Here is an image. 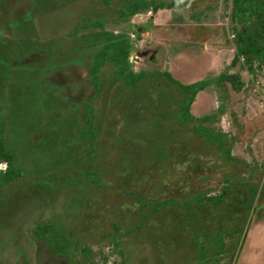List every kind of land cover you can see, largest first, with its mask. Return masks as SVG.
Returning <instances> with one entry per match:
<instances>
[{"label":"rangeland","instance_id":"1","mask_svg":"<svg viewBox=\"0 0 264 264\" xmlns=\"http://www.w3.org/2000/svg\"><path fill=\"white\" fill-rule=\"evenodd\" d=\"M104 1L0 0V126L5 122L24 175L0 189V264H231L264 203V71L248 73L242 59L203 70L211 55L193 51L235 53V33L247 21L233 17L231 0H184L176 8V16L208 22L193 27L209 25L218 38L200 41L195 30L190 43L172 42L175 50L192 46L191 62H179L172 77L188 83L224 69L243 82L240 90L211 82L195 97L194 118L181 126V94L157 65L128 86L107 62L95 90V53L115 39L127 44L148 24L131 28L118 11L126 0ZM95 18L102 28L90 26ZM192 126L227 135L224 148ZM89 128L94 141L82 138ZM227 186L221 207L198 204L193 213L175 205L197 194L205 201ZM169 199L174 206L158 212L141 203ZM45 221L61 232L55 240L64 254L35 234ZM216 239L224 244L219 257Z\"/></svg>","mask_w":264,"mask_h":264},{"label":"trees","instance_id":"2","mask_svg":"<svg viewBox=\"0 0 264 264\" xmlns=\"http://www.w3.org/2000/svg\"><path fill=\"white\" fill-rule=\"evenodd\" d=\"M105 3H109V0H105ZM232 3V10H233V17H239L244 18V21H247L244 26H242L239 30L236 31V37L234 40L235 43V53L233 56V59L231 61V64L228 67L235 66L239 59H242L244 63V68L246 71L250 74H253L255 71H264V0H231ZM146 4L145 0H126L124 3L121 4L119 7V16L122 18L123 21H127L128 18L133 16L134 14L140 12L141 10H147V8L144 6ZM158 8H163V4L159 3L156 7L153 9L156 10ZM92 25L90 26H97L102 28L103 23L98 21H92ZM89 26H86L84 28H88ZM76 33V31H74ZM110 38V35H106V40ZM110 50V51H108ZM97 56L95 58V61H93L91 72H90V78L95 82V90L99 85V78L98 73L100 71V67L107 62H110L116 69V73H118V78H122L124 83L128 86H136L143 78L146 76L145 71H140L138 73H135L130 69V64L128 61L130 50H129V44H124L120 39H115L113 42H107L105 43L100 52L95 53ZM167 78L176 86L177 90L181 94V99L179 101V109L176 113V117L179 121V124L181 126H186L187 122L192 120L194 116L191 114V105L195 100V97L197 93L201 90H204L208 85L212 83H218L220 86H223L224 89H227L226 83L228 82L231 87L234 90H240L243 86V82L241 80V76L238 72H229V71H221L219 75L213 76L210 78H203L200 80H196L194 82H191L189 84H184L174 77L171 76L168 72H162ZM155 73H152L150 76V80L152 79L153 75ZM157 74V73H156ZM219 114H222V107L218 111ZM201 120L206 119V117L199 118ZM89 120V119H87ZM3 125L0 126V164H4L5 167L0 170V189L3 188V186L8 185L9 183H14L16 180L22 178L24 175L22 174L20 169V163H23L22 160L19 159V154L13 145V141L11 139V148L8 146L7 143V135L6 133V124L5 122L2 123ZM93 128V127H92ZM191 130H193L196 134H198L201 137H206L207 142H211L213 138L217 142L218 146L222 149L224 148L223 139L224 136L227 137V135H224L221 131L214 132L213 130L204 129L202 127L199 128V126H192ZM76 130H70L71 137L75 135L76 136ZM89 130L83 133L82 138H86L88 141L91 139L92 141L96 138V133L92 134L90 133L88 135ZM75 138V139H76ZM80 139V138H77ZM20 144V143H17ZM21 145V144H20ZM26 145H23V150ZM228 150V148H226ZM29 152V149L27 153ZM89 153V151L87 152ZM227 159L232 160V155L226 151ZM24 159V158H22ZM48 170V169H47ZM228 178H225L224 180H227ZM92 182L94 181V178H92ZM49 185L53 186L52 183H49ZM255 187L249 191L254 192ZM230 188L227 186L225 189L223 188L220 193L216 195H207V197L202 199L200 194L195 195L194 197L190 199H183L182 201H173L171 199L164 200V201H158L155 202L152 205H149L147 202H142V207L149 206L154 211H163L169 207L174 206V202H176L175 205L180 206L182 205L184 208H190L193 210V213H195V209L201 205L208 203H211L214 207H218L223 205V203L226 201V195L229 192ZM251 196L249 195L246 197V204L251 202ZM0 201L2 200V197L0 196ZM48 200V197L46 198ZM180 202V203H179ZM199 204V205H198ZM203 204V205H204ZM248 207L245 208L246 211H248ZM144 218V215H143ZM242 217L240 215V219L242 220ZM196 221V220H195ZM195 221L192 220L189 223L192 225L191 227L195 226ZM54 223L51 221H45L43 223L38 224L34 232L35 234L40 237L44 238L45 241L48 242H56L55 237L57 235H61V232L53 229ZM55 230V232H53ZM48 232L51 233L49 237H47ZM240 232V231H239ZM55 252H58L60 254H64L67 250L66 247L60 245L58 242L55 243ZM213 253L215 254V257H219L224 253V244L220 239H216V246L213 248ZM203 257V255H201Z\"/></svg>","mask_w":264,"mask_h":264},{"label":"crops","instance_id":"3","mask_svg":"<svg viewBox=\"0 0 264 264\" xmlns=\"http://www.w3.org/2000/svg\"><path fill=\"white\" fill-rule=\"evenodd\" d=\"M159 3L162 2L154 4L152 3V0L146 1L147 6H144L147 8V10H141L140 12L134 14L132 16L133 18L127 20V24H130V26L132 24L131 28H133L134 23H148L147 25H149L148 27H146L147 25L142 27L145 32H142V29L141 31L139 30L138 33L134 35L135 37H133L131 40L129 39L127 42L129 44L130 50L128 58L130 64L129 67L132 71L138 73L140 71H147L149 68L153 69V66L157 65L156 69L158 72H168L171 74V76H175V73H177V75L180 73L178 70L180 67L179 62L181 64L191 62L192 46L189 48H183L181 50H175V46L170 48L171 43H180L181 41H189L190 43L194 38L192 31L195 30L197 31L195 32V38L200 39V41L203 42L218 38V32H215L212 29L213 27H209V25L203 29L193 27V24H208L206 21H193L188 19L186 16L182 18L180 14H178L179 17L176 16L175 10L176 8L182 7L184 5V0L181 4L177 3L176 0L169 1L167 3L164 2L162 3L163 8H158L159 10L153 12L152 9ZM179 4L180 6H178ZM150 13L151 15H149ZM137 16H139V19L136 20L135 18ZM96 19L97 18L94 20L103 22L99 21L101 20L99 18V20ZM193 52H195V54L198 52L201 53V55H211L210 62L206 67H203L205 62L201 63L200 67L203 70L207 69L208 66L211 65V62L212 65L215 64V70L219 69L220 66L222 68L224 65L228 67L231 64L234 56L233 51ZM180 57L182 58L181 61L179 60ZM160 63L163 64V68L159 70L158 66ZM223 70L224 69H222V71ZM181 77L182 76H180V79L178 78L180 81L183 80H181ZM191 82L194 81H190L188 83L184 82V84H189ZM261 209H264V203L263 206H260L253 211V218L247 228L243 243L238 248L237 256L235 257L236 260L231 264H264V210Z\"/></svg>","mask_w":264,"mask_h":264}]
</instances>
